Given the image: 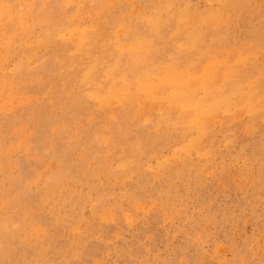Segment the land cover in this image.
Returning a JSON list of instances; mask_svg holds the SVG:
<instances>
[{
    "label": "rangeland",
    "instance_id": "374dc122",
    "mask_svg": "<svg viewBox=\"0 0 264 264\" xmlns=\"http://www.w3.org/2000/svg\"><path fill=\"white\" fill-rule=\"evenodd\" d=\"M0 55V264H264V0H0Z\"/></svg>",
    "mask_w": 264,
    "mask_h": 264
},
{
    "label": "bare ground",
    "instance_id": "6f19581e",
    "mask_svg": "<svg viewBox=\"0 0 264 264\" xmlns=\"http://www.w3.org/2000/svg\"><path fill=\"white\" fill-rule=\"evenodd\" d=\"M25 22V21H24ZM26 22H28V21H26ZM27 24V23H26ZM27 27V26H26ZM28 28H29V26H28ZM2 51V50H1ZM3 53H5V52H3ZM2 55V54H1ZM0 55V56H1ZM143 76V75H142ZM140 82H142V81H140ZM138 84V83H137ZM144 85H145V83H144ZM149 86V85H148ZM3 90V89H2ZM7 94V93H6ZM136 97V96H135Z\"/></svg>",
    "mask_w": 264,
    "mask_h": 264
}]
</instances>
